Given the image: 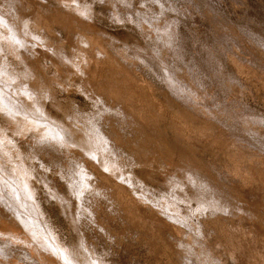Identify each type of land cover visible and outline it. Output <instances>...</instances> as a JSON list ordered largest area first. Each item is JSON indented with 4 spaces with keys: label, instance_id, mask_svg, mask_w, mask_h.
Wrapping results in <instances>:
<instances>
[{
    "label": "rangeland",
    "instance_id": "374dc122",
    "mask_svg": "<svg viewBox=\"0 0 264 264\" xmlns=\"http://www.w3.org/2000/svg\"><path fill=\"white\" fill-rule=\"evenodd\" d=\"M0 47V264H264V0H0Z\"/></svg>",
    "mask_w": 264,
    "mask_h": 264
},
{
    "label": "bare ground",
    "instance_id": "6f19581e",
    "mask_svg": "<svg viewBox=\"0 0 264 264\" xmlns=\"http://www.w3.org/2000/svg\"><path fill=\"white\" fill-rule=\"evenodd\" d=\"M72 7H73V6H72ZM76 10H77V9H76ZM56 14H57V13H56ZM57 15H58V14H57ZM52 17H53V16H52ZM2 18H3V17H2ZM5 19H6V18H5ZM7 22H8V21H6V23H7ZM40 24H41V23H40ZM72 26H73V25H72ZM1 27H2V26H1ZM62 27H63V26H62ZM71 28H72V27H71ZM48 31H49V30H48ZM14 33H15V31H14ZM17 33H18V32H17ZM78 33H79V32H78ZM3 35H4V34H3ZM13 35H14V34H13ZM49 35H50V34H49ZM14 36H15V35H14ZM15 37H16V36H15ZM3 38H4V37H3ZM7 38H8V37H7ZM18 38H19V37H18ZM19 40H20V39H19ZM0 48H1V47H0ZM25 49H26V48H25ZM89 50H90V49H89ZM18 52H19V51H18ZM15 53H16V52H15ZM52 60H53V59H52ZM30 64H31V63H30ZM200 64H201V63H200ZM6 70H7V69H6ZM6 70H4V71H6ZM13 75H14V74H13ZM13 75H12V76H13ZM6 76H7V75H6ZM6 76H5V77H6ZM7 77H8V76H7ZM9 77H10V76H9ZM9 79H10V78H9ZM12 82H13V81H12ZM2 85H3V84H2ZM4 87H5V85H4ZM12 89H13V88H12ZM1 93H2V92H1ZM31 94H32V93H31ZM13 98H14V97H13ZM6 99H7V98H6ZM6 99H5V100H6ZM20 99H21V98H20ZM33 99H34V98H33ZM2 101H3V100H2ZM9 101H10V100H9ZM9 101H8V102H9ZM15 101H16V100H15ZM31 101L33 102V100H31ZM35 102L37 103V101H35ZM1 103H2V102H1ZM9 103H10V102H9ZM17 103H18V102H17ZM33 103H34V102H33ZM34 104H35V103H34ZM34 104H33V105H34ZM14 105H15V104H14ZM38 106H39V105H38ZM11 107H12V106H11ZM14 107H15V106H14ZM25 107H26V106H25ZM2 108H3V107H2ZM27 109H28V108H27ZM36 109H37V108H36ZM4 110H5V108H4ZM21 110H22V109H21ZM41 110H42V109H41ZM13 111H14V110H13ZM44 111H45V110H44ZM14 112H15V111H14ZM34 112H35V111H34ZM11 114H12V113H11ZM45 114H46V113H45ZM16 116H17V115H16ZM26 119H27V118H26ZM48 125H49V124H48ZM50 125H51V124H50ZM51 127H52V126H51ZM43 128H44V127H43ZM43 128H42V129H43ZM52 128H53V127H52ZM49 130H50V129H49ZM54 130L56 131L55 128H54ZM57 130H58V128H57ZM55 131H54V132H55ZM42 132H43V131H42ZM52 132H53V130H52ZM55 133H56V132H55ZM65 133H66V132H65ZM57 134H58V133H57ZM60 136H61V134H60ZM49 138H50V137H49ZM43 141H44V140H43ZM48 141H49V140H48ZM174 145H175V144H174ZM175 147H176V146H175ZM101 149H102V148H101ZM169 151H170V150H169ZM105 152H106V151H105ZM161 154H162V153H161ZM141 161H142V160H141ZM9 162H10V161H9ZM16 163H17V162H16ZM196 163H197V162H196ZM6 164H7V163H6ZM11 164H12V163H11ZM4 165H5V164H4ZM2 168L6 169L5 167H2ZM13 168H14V165H13ZM9 169H12V168H9ZM17 170H18V171H17ZM205 170H206V169H205ZM10 171H11V170H10ZM13 171H15V173H16V172H18V173L20 172L19 169H16V170H15V168L13 169ZM1 174H2V173H1ZM11 174L13 175L12 171L10 172L9 175H11ZM16 174H17V173H16ZM17 175H18V174H17ZM17 175L14 174L15 177H16ZM26 175H27V174H26ZM0 176H1V175H0ZM18 176H19V175H18ZM21 177H24V176H21ZM26 177H27V176H26ZM16 178H17V177H16ZM13 179H14V178H13ZM4 180H5V179H4ZM23 180H24V179H23ZM26 181H27V183H28V180H26ZM16 183L19 184V183H21V182H20V180H19V182H16ZM22 183H23V182H22ZM24 183L26 184L25 180H24ZM24 183H23V185H24ZM6 184H7V183H6ZM16 185H17V184H16ZM23 185L21 184V185H19V186H16V187H17L16 190L19 189V191H21L20 189L22 188ZM10 186H11V185H10ZM3 187H4V186H3ZM27 187H28V185H27ZM25 189H26V188H25ZM25 189H23V191H25ZM28 189H29V188H28ZM31 191H32V190H31ZM31 191H30V192H31ZM0 192H1V191H0ZM250 192H251V191H250ZM25 193H26V192H25ZM19 194H21V192H19ZM22 194H23V193H22ZM32 195H33V194H32ZM4 196H5V195H4ZM23 196H24V195H23ZM23 196H21V198H22ZM25 196H26V195H25ZM29 196H30V195L26 196V198L29 197ZM241 196H242V194H241ZM26 198H25V199H26ZM31 198H32V197H31ZM29 199H30V198H29ZM10 200H11V198H10ZM21 200H22V199H21ZM15 201H16V200H15ZM23 201H24V200H23ZM27 202L30 203V205L28 204L29 206H31V204H33V203L31 202V200H28ZM27 202H26V204H27ZM34 202H35V201H34ZM6 203H7V202H6ZM13 203H15V202H13ZM36 203H37V202H36ZM8 204H9V203H8ZM20 204H21V203H20ZM33 205H34V204H33ZM33 205H32V207H33L35 210H33L32 212L34 213V212L36 211V212L38 213L39 211L36 209V208H37V205H36V206H35V205L33 206ZM1 208H2V207H1ZM33 208H32V209H33ZM12 210H13V209H12ZM27 210H28V209H27ZM21 211H22V210H21ZM30 211H31V210H30ZM32 212H30V213H32ZM36 212H35V214H34V215H35V219H32L33 221L35 220V222H32V223H34L35 225L38 226V225H39L38 223H40V217H39V214H40L41 212H39L38 215H36ZM12 216H13V215H12ZM37 217H38V218H37ZM32 218H34V217H32ZM41 219H42V218H41ZM36 220H37V221L39 220V221L36 222ZM36 223H37V224H36ZM40 224H41V226H39V227H37V228L39 229V228L41 227V228L39 229L40 232L44 229V235L46 236V233L48 232V231H47V228L43 227V229H42V226H43V225H42V222H41ZM46 226H47V225H46ZM30 227H31V226H30ZM48 227H49V226H48ZM28 228H29V227H28ZM28 228H27V229H28ZM34 228H35V227H34ZM45 229H46V230H45ZM36 230H37V229H36ZM30 231H31V230H30ZM45 231H46V232H45ZM49 231H52V230H49ZM31 232H32V231H31ZM37 232H38V231H37ZM37 232H36V233H37ZM42 232H43V231H42ZM32 233H33V232H32ZM36 233H35V234H36ZM33 234H34V233H33ZM31 235H32V234H31ZM48 235H49V237L51 238V239H49V241L52 240V243H53V241H54V240L52 239L53 232H51L50 234L48 233V234H47V238H49ZM50 235H51V236H50ZM39 236H40V233H39ZM55 236H56V234H55ZM53 237H54V235H53ZM20 238H21V237H20ZM54 239H55V238H54ZM44 240H45V239H44ZM56 241H57V240H56ZM50 243H51V241H50ZM56 243L58 244V241H57ZM54 244H55V243H54ZM57 244H56V245H57ZM60 247H61V246H60ZM58 249H59V248H58ZM61 250H62V249H61ZM51 251H52V250H51ZM63 252H64V251H63ZM66 256H67V255H66ZM67 258H68V257H67ZM70 261H71V259H70ZM68 262H69V261H68ZM75 264H76V263H75Z\"/></svg>",
    "mask_w": 264,
    "mask_h": 264
}]
</instances>
